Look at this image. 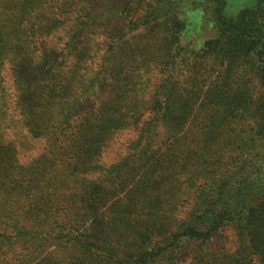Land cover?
<instances>
[{"label": "rangeland", "instance_id": "374dc122", "mask_svg": "<svg viewBox=\"0 0 264 264\" xmlns=\"http://www.w3.org/2000/svg\"><path fill=\"white\" fill-rule=\"evenodd\" d=\"M222 1L232 19L264 9V0ZM214 6L0 0V147L13 165L5 175L0 161V264H124L141 250L162 264H264L262 208L246 222L251 238L234 217L157 250L167 240L159 232L180 221L207 227L218 194L231 203L242 174L257 177L248 206L264 200V140L254 141L264 87L230 55L200 57ZM28 93L39 135L17 103ZM53 221L62 228L40 232ZM21 224L31 233L10 237Z\"/></svg>", "mask_w": 264, "mask_h": 264}, {"label": "trees", "instance_id": "16d2710c", "mask_svg": "<svg viewBox=\"0 0 264 264\" xmlns=\"http://www.w3.org/2000/svg\"><path fill=\"white\" fill-rule=\"evenodd\" d=\"M213 3H216V6H214L213 10V23L215 27V35L212 38H209L206 40L203 44V46L198 50V52H202L201 56L209 57L210 54H215L216 56L219 55H230L233 60H240L243 67H246L249 70L255 71L257 75L259 76V79L264 87V9L263 11L257 7L253 9H246L243 10L240 15L236 19L228 18L225 15L222 14V7H223V1L222 0H212ZM173 23L175 25H180V22H177V20L174 19ZM83 22H80V19H78L76 26H81ZM79 28V27H78ZM173 41V38H172ZM4 44L0 35V44ZM3 51V50H2ZM189 54H194V52H191ZM189 56H195L189 55ZM259 61V62H258ZM264 92V91H263ZM28 96H22L17 100L18 106L25 107L26 111L22 113L24 119V123L29 125L32 122L31 131L35 135H39V131L36 130L39 127L40 122H38V118L35 117L37 112H29V107H39V102H36V99H32L29 95ZM264 99V98H263ZM263 114H262V123L259 125L257 130L255 131V142L258 140H264V104L262 106ZM32 120H31V118ZM47 122H49L50 114L47 116ZM171 119V118H170ZM176 118H174L175 121ZM52 132V131H51ZM261 146V148L264 149V144L257 145L256 147ZM254 146V148H256ZM264 154V152H263ZM260 159V158H259ZM0 161L3 163L4 174L8 175V173L11 175V170L13 169L12 161H9V149L7 147H0ZM252 161V160H251ZM255 166V165H254ZM40 174L42 172V169L39 168ZM243 180L240 178L239 182H237L238 186V192H232V195L230 199H232V202L225 205V203H222V201H228L229 198L225 196V193L218 194V197L216 200L218 203H220V206L217 208V210L213 211L210 216L207 217V220L209 221V224L207 227H205L203 230L198 229L196 226H190L189 224H184L182 221H180L179 224H176V229L174 232H167L166 230H162L159 233L163 234L164 236H167V240H162L161 244L162 246L157 248L159 251H165L172 253L171 249H174L173 247L178 246V243H182L185 238L191 239L195 235L198 237H209L211 235V232H215L217 229L220 228V226H224L228 221L231 219L237 218L238 221H241L242 223H246L247 220L249 222V219H251V215L255 214L258 211L262 212L264 211V200H261V196L258 197L257 204L255 203L248 206L247 197L249 195L250 186L256 181L257 177L252 178V180L248 179L245 180L244 174L241 175ZM9 179V178H8ZM7 179V180H8ZM261 180V179H260ZM264 180V179H263ZM262 180V181H263ZM2 185V184H1ZM256 186H253L251 188V197L253 191H255ZM264 194V193H263ZM262 194V195H263ZM227 200H225V198ZM260 198V199H259ZM253 199V198H252ZM254 200V199H253ZM262 206V207H261ZM1 211V210H0ZM65 224V223H64ZM63 224V225H64ZM52 225H55L52 226ZM59 224L56 221L49 222L48 225H46L44 228L39 229L40 232H45L46 235L48 233H51L53 231H57L59 228H62L61 226H58ZM13 226V225H12ZM251 224H236L234 226L235 230L237 231L240 238H242V232H245V237L247 238L250 235V238L252 237ZM19 228L21 229L20 232H17L14 235H11L10 237H14L15 235L19 236H25L29 235L31 232L27 231L24 224L19 225ZM64 228V227H63ZM25 229V230H24ZM61 230V229H60ZM36 232V231H35ZM59 234L60 231H58ZM57 232V233H58ZM4 230L0 232V237H3ZM37 234V233H35ZM183 237V238H182ZM243 237V241L244 238ZM248 239V245L244 246V252L248 253L247 250H249L251 247H255L254 243L251 244V239ZM45 240H49V238H45ZM252 245V246H251ZM154 250L150 251H142L136 252L134 255L130 254L126 259L123 260L124 264H162L159 263L158 260H156V256L158 253L152 252ZM164 252V253H165ZM171 254L168 256V260L171 259Z\"/></svg>", "mask_w": 264, "mask_h": 264}]
</instances>
